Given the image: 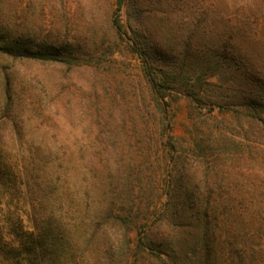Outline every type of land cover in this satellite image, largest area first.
I'll return each mask as SVG.
<instances>
[{
	"label": "rangeland",
	"instance_id": "obj_1",
	"mask_svg": "<svg viewBox=\"0 0 264 264\" xmlns=\"http://www.w3.org/2000/svg\"><path fill=\"white\" fill-rule=\"evenodd\" d=\"M141 2L146 8L144 26L150 37L160 40L168 57L166 66L182 71V86L196 84L211 100H206L200 114L193 112L186 97L172 94L165 98L169 128L162 129L140 60L127 46L130 33L120 39L111 28L115 0H4L0 26L12 36L63 41L78 57L72 65H14L15 108L10 119L25 123L37 139L45 133L56 134L66 149L74 150L100 130V121L109 120L115 126L123 114L132 117L140 141L149 125L155 139L163 135L164 142L174 145L173 151L167 145L158 154L156 147L151 153L144 151L141 143L134 150L148 153L163 170L164 157L173 159L168 168L175 161H179L177 168H190L203 192L197 195L209 198L233 226H264V144L253 141L249 132L262 128L228 110L240 103L244 109L257 99L264 118V0ZM122 19L125 23L124 11ZM225 46L226 60L219 65L217 58ZM2 63L10 64L0 55V120L5 118ZM225 137L231 141H224ZM8 203L25 228L32 229L29 206L16 200L5 203L0 199V222ZM4 232L5 240L15 243L14 236ZM7 261L0 254V264Z\"/></svg>",
	"mask_w": 264,
	"mask_h": 264
},
{
	"label": "trees",
	"instance_id": "obj_2",
	"mask_svg": "<svg viewBox=\"0 0 264 264\" xmlns=\"http://www.w3.org/2000/svg\"><path fill=\"white\" fill-rule=\"evenodd\" d=\"M115 3L111 28L120 39L130 33L127 46L140 60L162 129L169 128L165 98L172 94L186 97L193 112L200 114L211 100L196 84L182 86V71L166 66L160 40L150 37L144 26L146 8L141 0ZM226 51L225 46L217 58L219 65L226 60ZM0 55L10 63L1 64L5 118L0 120V199L25 203L33 222L32 229L25 228L8 203L0 222V254L7 257L6 264H264V226H233L209 198L197 195L203 192L190 168H177L179 161L168 168L173 159L164 157L163 170L148 153L134 150L139 143L149 153L153 147L158 148L156 154L159 148L165 151L167 145L174 150L163 135L155 139L149 125L140 141L132 117L123 114L115 126L100 121V130L86 145L69 150L56 134L37 139L25 123L10 119L15 108L13 66L72 65L78 57L63 41L14 37L0 26ZM250 101L244 109L240 103L228 110L260 125V131L249 132L253 141L264 144L259 101ZM4 230L15 243L5 240Z\"/></svg>",
	"mask_w": 264,
	"mask_h": 264
}]
</instances>
